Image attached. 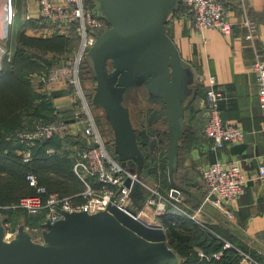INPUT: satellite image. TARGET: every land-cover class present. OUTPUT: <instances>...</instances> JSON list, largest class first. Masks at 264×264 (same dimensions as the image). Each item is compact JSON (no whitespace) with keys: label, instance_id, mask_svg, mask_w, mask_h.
<instances>
[{"label":"water","instance_id":"1","mask_svg":"<svg viewBox=\"0 0 264 264\" xmlns=\"http://www.w3.org/2000/svg\"><path fill=\"white\" fill-rule=\"evenodd\" d=\"M110 23L89 50L96 80L93 104L102 108L115 137V152L123 167L136 172L126 180L132 205L124 211L115 204L96 213L68 212L65 219L42 223V241L21 223L6 240V221L0 216V264H182L162 224L137 217L150 192L143 184L142 146L156 143L161 132L138 131L131 106L144 100L159 104L152 117H164L171 191L176 197L188 190L175 181L179 150L186 133V110L199 93L200 75L182 56L167 31L180 0H95ZM0 14V26L3 23ZM139 136L141 139L139 140ZM155 179H150L153 184Z\"/></svg>","mask_w":264,"mask_h":264},{"label":"built area","instance_id":"2","mask_svg":"<svg viewBox=\"0 0 264 264\" xmlns=\"http://www.w3.org/2000/svg\"><path fill=\"white\" fill-rule=\"evenodd\" d=\"M180 1L187 7V12L181 14L180 17L191 18L198 33H204L207 29H217L224 35H231L236 25L242 24L247 29L245 38L248 41L254 43L258 37V24L249 16L244 1L242 3L244 18L240 23L230 21L223 0ZM38 7L40 18L54 24L51 29L55 34L70 35L74 25L78 24L76 32L79 44L75 49L74 56L66 63H55L45 72L35 73L31 76L32 86L39 94L51 95L60 89H72L73 93L66 97L70 100L73 112L70 119L60 114V118L57 120L40 121L35 126L27 127L17 134L16 141L25 147L21 151L23 161L30 163L33 160L32 149L37 143L57 136H81L85 140L84 144L76 148L73 157L75 159L74 173L83 184L84 190L73 196H61L58 193L50 192L46 186L41 185L36 174H28L27 180L36 189V193L22 197L15 205L0 206V216L6 221V240L14 238L18 228L12 227V222L1 213L3 210H23L31 216L42 217L39 225H26L32 232L34 240L42 241L41 224L48 220L55 223L65 219L68 212L96 213L107 209L112 203L124 211H128V207L132 205L131 188L127 187L125 183L128 178L137 179L136 172L128 167H123L109 152L80 77L81 68L89 50L94 46L98 36L110 28L108 21L101 14L98 6L88 8L85 0H64L62 3L38 0ZM15 16L16 11L11 0H4L3 20L8 21V31L5 35H0L1 40H8L11 22ZM25 19L31 21L33 18L31 14H27ZM0 49L5 56L11 57V51L1 46ZM253 68L257 73L258 95L264 112V57L260 54H257ZM224 98L216 79L213 77L208 79L205 97L201 104L206 119L204 135L212 141L210 149L214 153H218L227 144L243 142L246 136L243 129L224 120L221 110V102ZM257 177L264 179V165L260 167ZM202 178L208 192L201 209L205 204L210 203L215 209L224 212L230 221H234L236 219L235 205L238 199L246 193L248 186V178L244 176L241 165L238 163L227 164L221 159H217L202 170ZM150 179L144 176L142 180L145 188L150 192L145 208L152 207L158 220L159 217L166 215L169 206L183 210L178 205L181 200L176 198L172 191L168 194L162 193L160 185L151 184ZM144 209L138 213L139 219L144 220L141 217V212H144ZM187 215L197 220L196 215L189 213ZM232 247L230 242H226L225 248ZM239 251L243 256L244 263L260 264L246 252ZM221 256L222 253L214 255L216 258Z\"/></svg>","mask_w":264,"mask_h":264},{"label":"trees","instance_id":"3","mask_svg":"<svg viewBox=\"0 0 264 264\" xmlns=\"http://www.w3.org/2000/svg\"><path fill=\"white\" fill-rule=\"evenodd\" d=\"M85 2L88 8L97 7L95 0ZM186 12V5L180 1L168 25L174 15ZM38 22H43L47 27L54 25L42 18L35 19L31 24L36 26ZM107 23L110 26V23ZM168 25L167 31L170 34ZM74 26L70 35L56 34L46 38L29 36L24 29L18 35L13 56L4 57L0 69V206L15 205L22 197L36 193V189L27 180L30 173L36 174L40 184L46 186L50 192L61 196H73L84 190L83 184L74 173L75 159L72 156L74 152L72 146L82 143L81 136H57L37 143L32 149L33 160L30 163L23 161L20 153L25 147L16 141V136L21 130L35 126L40 121L59 119L61 111L54 104V99L73 93L72 89H60L51 95L39 94L33 89L29 77L34 72L46 71L53 64L66 63L70 59L66 56L72 54V51L74 53L79 39L76 32L78 24ZM54 54L62 57L57 59L54 56L50 59L49 56ZM82 70L83 66L81 72ZM89 72L92 80L96 82L91 69ZM94 91L95 88L86 91L93 108ZM205 93L206 87L203 89L201 86L198 95L189 102L186 110V133L180 144L175 181H180L187 190L194 188L196 181L191 175L195 174L196 169L188 167L187 160L192 150L205 139L203 129L206 126V119L204 110L199 108ZM63 117L70 119L72 115ZM107 147L117 159L115 148L112 149L109 144ZM142 150L145 154L144 176L155 179L160 184L162 193H170L166 147L161 153L151 152L145 148ZM207 192L206 189L202 197L205 198ZM199 204L197 202L195 207L199 208L201 205ZM181 206L183 210L169 206L166 215L159 217V222L167 231L171 247L183 258L182 264H240L243 256L239 250L251 253L255 257L254 253L228 230L200 218L192 219L185 213L188 211L185 205ZM1 213L12 222L15 229L21 223L36 226L42 221V217L31 216L23 210L8 209ZM226 242L232 243L233 247L225 248ZM218 253H222V256L214 257Z\"/></svg>","mask_w":264,"mask_h":264},{"label":"crops","instance_id":"4","mask_svg":"<svg viewBox=\"0 0 264 264\" xmlns=\"http://www.w3.org/2000/svg\"><path fill=\"white\" fill-rule=\"evenodd\" d=\"M243 1L246 3L249 16L258 24V37L254 43L245 38L247 29L242 24H237L231 35H224L217 29H207L204 33H198L191 18L180 17L177 14L168 25L170 35L177 43L183 58L199 72V86L205 89L208 79L215 78L218 88L225 97L221 102L224 120L235 124L246 133L243 142L227 144L218 153L212 152L210 149L212 141L203 135L205 137L203 143L192 150L186 163L188 167L196 169L195 174H191L196 180L195 186L188 192H182L179 199L185 200L184 205L188 210L186 214L196 215L197 220L200 218L202 221L225 228L239 242L246 245L255 257L251 253L246 252L247 254L258 263L264 264V179L257 177L260 167L264 165V112L258 95L257 73L253 68L257 54L264 57V0H223L230 21L242 22ZM12 6L16 11L11 24L12 33L15 19L19 18L17 35L24 29L30 35H35V30L43 33L44 37L56 35L51 27L45 26L43 22L32 26L31 22L41 17L38 0H12ZM0 14H4V0L0 1ZM27 14H31L33 18L31 21L25 19ZM0 46L4 49L9 47L8 43L1 39ZM4 57L0 49V69ZM204 97L205 95L200 101V110ZM53 102L61 114L72 115V105L68 97L55 98ZM77 147L73 148L74 151ZM217 159L227 164H240L244 176L248 178L246 193L235 205L234 221H230L224 212L215 209L210 203L201 209L205 199L202 195L206 191L202 170ZM197 200L201 204L199 208L191 205Z\"/></svg>","mask_w":264,"mask_h":264},{"label":"rangeland","instance_id":"5","mask_svg":"<svg viewBox=\"0 0 264 264\" xmlns=\"http://www.w3.org/2000/svg\"><path fill=\"white\" fill-rule=\"evenodd\" d=\"M11 3H12V0H11ZM96 4L97 6L99 7V4L98 2L96 1ZM12 23V22H11ZM20 25V20L19 18H16L15 19V24L13 26V29H14V33H12V29L10 27V30H9V33H8V40L6 41L9 45L8 47V51H11L12 52V55L11 57L13 56V53L15 51V47H16V43H17V39H18V35L17 33L19 32V29H17ZM39 30V29H38ZM27 32V31H26ZM29 36H35V37H44V34L41 33L40 31H36L35 30V35H30L29 33H27ZM46 38V37H44ZM79 40V39H78ZM77 40V46H78V43L79 41ZM5 41V40H4ZM77 47L75 46V49ZM75 49H74V53H75ZM73 50V49H72ZM74 53L72 51V54H69L67 55L66 57L67 58H71L74 56ZM7 55V54H6ZM57 57V59H60L62 56L60 55H51L49 56V58H53V57ZM56 60V59H55ZM84 63L85 65H83V70L80 74V77H81V81H82V84L85 88V90L87 91V89H94L96 87V82H94L92 80V78L90 77V72H89V69H91V64H90V60L89 58L87 57L85 60H84ZM87 66V67H85ZM85 67V68H84ZM89 68V69H88ZM42 72H45V71H41V72H34L30 75L29 79H30V83L32 85V81H31V76L35 73H42ZM33 87V86H32ZM34 89V88H33ZM192 100V99H191ZM190 100V101H191ZM189 101V102H190ZM93 113L97 119V122H98V125H99V129L101 131V135L103 137V139L106 140V143H107V146H108V141L111 140V138L113 137V133H112V127L111 125L109 124V122L107 121L106 119V115H105V112L102 108H99V107H96L93 108ZM149 109H151V104H149L147 101H144V100H141V102L139 103H133L132 106H131V114H132V117H133V121L136 123V125L138 126H143V125H146V118H147V115L149 114ZM22 131V130H21ZM82 140V143L81 144H75L74 146H72V148H75L76 146H81L83 145L84 143V139H81ZM165 148V145L164 146H161V148L159 149L158 153H161L163 151V149ZM75 150V149H74ZM53 152V151H52ZM21 154V153H20ZM75 155V151L73 152L72 156ZM152 179V178H151ZM159 184L156 180L154 181L153 184ZM176 183L179 184L180 186L186 188L185 186H183L180 181H177L176 180ZM83 187V186H82ZM187 189V188H186ZM181 194H179L178 196H176V198L180 196ZM185 200H181L180 202H178V205H184V202ZM197 202L199 203V201H195V203H192L191 205L194 207ZM182 207V206H181ZM143 212V211H142ZM141 212V217L148 223L152 224V225H158V224H161L159 222V220L154 216V212H153V209L152 207L150 206H147L145 209H144V212L142 213ZM240 264H246L244 263V261L241 259L240 261Z\"/></svg>","mask_w":264,"mask_h":264},{"label":"flooded vegetation","instance_id":"6","mask_svg":"<svg viewBox=\"0 0 264 264\" xmlns=\"http://www.w3.org/2000/svg\"><path fill=\"white\" fill-rule=\"evenodd\" d=\"M195 85H198L199 86V82ZM200 88V86H199ZM141 102V100L139 101ZM135 103V102H133ZM149 104H151V109H149V114L147 115V118H146V125H143V126H138L136 125V123L133 121L135 127L137 128L138 131H141V130H146L148 131L151 127H155L157 128V132H161V136L158 137V140L156 143H152V141L154 140V137H150L149 139V142L147 145H144L142 146V148H145L146 150H149L151 152H158L159 149L161 148V146H164L167 147V144H168V141H169V134H168V127L164 121V117H160L159 115H155L152 117L153 113L156 111V110H159L161 108V105L159 104H154V103H150L148 102ZM132 120H133V117H132ZM112 133H113V137L111 138V140L108 141V144L110 145V147H113L115 148V137H114V132H113V129H112ZM141 139V137L139 136V140Z\"/></svg>","mask_w":264,"mask_h":264},{"label":"bare ground","instance_id":"7","mask_svg":"<svg viewBox=\"0 0 264 264\" xmlns=\"http://www.w3.org/2000/svg\"><path fill=\"white\" fill-rule=\"evenodd\" d=\"M7 31H8V21L6 22V20H4V22L0 26V35H5Z\"/></svg>","mask_w":264,"mask_h":264}]
</instances>
